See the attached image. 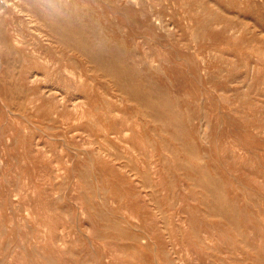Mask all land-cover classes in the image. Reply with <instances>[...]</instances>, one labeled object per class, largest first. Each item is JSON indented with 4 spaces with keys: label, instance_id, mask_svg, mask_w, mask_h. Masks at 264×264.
I'll return each mask as SVG.
<instances>
[{
    "label": "rangeland",
    "instance_id": "1",
    "mask_svg": "<svg viewBox=\"0 0 264 264\" xmlns=\"http://www.w3.org/2000/svg\"><path fill=\"white\" fill-rule=\"evenodd\" d=\"M0 264H264V0H0Z\"/></svg>",
    "mask_w": 264,
    "mask_h": 264
},
{
    "label": "bare ground",
    "instance_id": "2",
    "mask_svg": "<svg viewBox=\"0 0 264 264\" xmlns=\"http://www.w3.org/2000/svg\"><path fill=\"white\" fill-rule=\"evenodd\" d=\"M138 2V1H137Z\"/></svg>",
    "mask_w": 264,
    "mask_h": 264
}]
</instances>
